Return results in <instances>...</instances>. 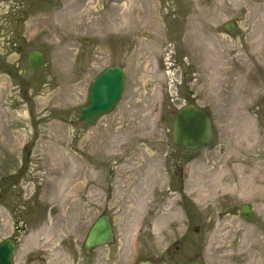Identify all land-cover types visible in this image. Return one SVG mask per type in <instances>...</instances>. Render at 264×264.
Returning a JSON list of instances; mask_svg holds the SVG:
<instances>
[{
	"label": "rangeland",
	"instance_id": "374dc122",
	"mask_svg": "<svg viewBox=\"0 0 264 264\" xmlns=\"http://www.w3.org/2000/svg\"><path fill=\"white\" fill-rule=\"evenodd\" d=\"M107 65L125 70L124 92L88 123L79 107ZM186 103L212 120L198 150L164 120ZM101 214L114 239L87 255ZM8 237L14 264H264V0H0Z\"/></svg>",
	"mask_w": 264,
	"mask_h": 264
},
{
	"label": "water",
	"instance_id": "95a60500",
	"mask_svg": "<svg viewBox=\"0 0 264 264\" xmlns=\"http://www.w3.org/2000/svg\"><path fill=\"white\" fill-rule=\"evenodd\" d=\"M223 28L231 31L234 24L231 21L225 22ZM27 63L31 68L43 66L44 53L36 49L30 50L27 54ZM125 78L126 72L120 65H107L91 79L87 98L79 107L81 116L86 122L96 123L115 109L124 92ZM164 120L171 125L173 143L180 148L198 150L207 146L213 138L210 115L194 103H186L178 107L175 113L165 115ZM240 213L242 218H250L252 215L250 205L241 204ZM113 239L114 231L110 218L102 214L88 229L83 246L89 254L92 248L111 243ZM15 253L16 243L13 239L8 237L0 240V264H13ZM138 264H168V262L163 260L153 263L149 260H141ZM184 264L202 263L196 258H190Z\"/></svg>",
	"mask_w": 264,
	"mask_h": 264
},
{
	"label": "flooded vegetation",
	"instance_id": "af4514ba",
	"mask_svg": "<svg viewBox=\"0 0 264 264\" xmlns=\"http://www.w3.org/2000/svg\"><path fill=\"white\" fill-rule=\"evenodd\" d=\"M181 203H182L183 207L186 205V209L189 208V206H190V203H189L187 200H182ZM242 204H243V203H242ZM249 205H250V204H249ZM240 206H241V204L239 205V215L241 214V213H240ZM250 209H251V212H252V215H253V209H252V206H251V205H250ZM101 215H102V214H101ZM252 215H251V217H252ZM99 216H100V215H99ZM240 216H241V215H240ZM251 217H250V218H251ZM109 218H110V217H109ZM247 219H248V218H247ZM95 220H96V219H95ZM95 220H94V221H95ZM110 221H111V219H110ZM12 239L15 241V243L17 242V239H16L15 237H13ZM16 245H17V243H16ZM103 246H104V245H103ZM98 247H100V246H97V247L92 248V249L90 250V253H89V254L87 253V251H86L85 249H84V250H85V252H86L87 255H91L92 252H93V250L96 249V248H98ZM83 248H84V246H83ZM146 260H147V259H146ZM149 261H151V262H153V263H159V262H161V261H163V260H159V261L149 260ZM165 261H166V260H165ZM167 262H168V261H167ZM168 264H169V263H168Z\"/></svg>",
	"mask_w": 264,
	"mask_h": 264
}]
</instances>
